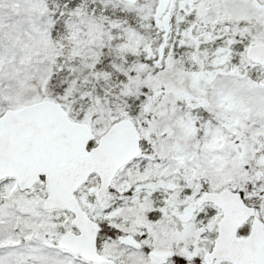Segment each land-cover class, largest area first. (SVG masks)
<instances>
[{
    "label": "snow or ice",
    "instance_id": "6c2138e0",
    "mask_svg": "<svg viewBox=\"0 0 264 264\" xmlns=\"http://www.w3.org/2000/svg\"><path fill=\"white\" fill-rule=\"evenodd\" d=\"M0 264H264V0H0Z\"/></svg>",
    "mask_w": 264,
    "mask_h": 264
}]
</instances>
